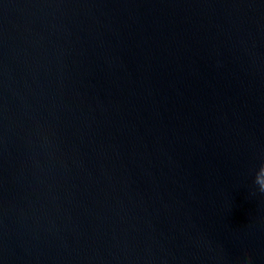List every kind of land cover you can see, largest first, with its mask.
<instances>
[{
	"label": "water",
	"instance_id": "water-1",
	"mask_svg": "<svg viewBox=\"0 0 264 264\" xmlns=\"http://www.w3.org/2000/svg\"><path fill=\"white\" fill-rule=\"evenodd\" d=\"M264 0H0V264H264Z\"/></svg>",
	"mask_w": 264,
	"mask_h": 264
},
{
	"label": "clouds",
	"instance_id": "clouds-1",
	"mask_svg": "<svg viewBox=\"0 0 264 264\" xmlns=\"http://www.w3.org/2000/svg\"><path fill=\"white\" fill-rule=\"evenodd\" d=\"M262 171H264V169H262ZM259 191H260V192H264V181H261V182H260Z\"/></svg>",
	"mask_w": 264,
	"mask_h": 264
}]
</instances>
